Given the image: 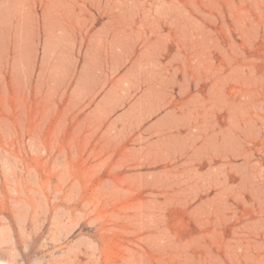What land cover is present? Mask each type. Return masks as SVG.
Returning <instances> with one entry per match:
<instances>
[{
	"label": "rangeland",
	"instance_id": "374dc122",
	"mask_svg": "<svg viewBox=\"0 0 264 264\" xmlns=\"http://www.w3.org/2000/svg\"><path fill=\"white\" fill-rule=\"evenodd\" d=\"M0 264H264V0H0Z\"/></svg>",
	"mask_w": 264,
	"mask_h": 264
}]
</instances>
